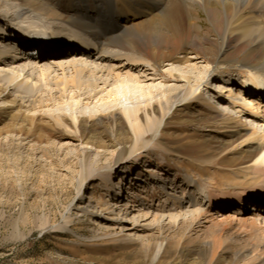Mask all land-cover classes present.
<instances>
[{
  "label": "rangeland",
  "instance_id": "374dc122",
  "mask_svg": "<svg viewBox=\"0 0 264 264\" xmlns=\"http://www.w3.org/2000/svg\"><path fill=\"white\" fill-rule=\"evenodd\" d=\"M43 2L51 9L49 14L57 11L52 3ZM193 5L196 22L191 36L173 39L145 32L124 41L126 51L155 65L156 79L145 83L149 92L132 82L100 91L93 88L98 78L90 73L83 74L84 85L77 87L72 85L71 67L66 68L67 86L54 81L55 74L21 87H7L0 80V264H264V234L251 222L260 217L261 210L252 202L247 203L250 211L243 217L249 222L236 219L222 224L238 206L223 202L222 209L214 208L220 212L213 215L205 207L204 217L194 224L170 231L139 228L132 232H120L122 223L98 205L113 209L132 184L136 194L122 201L123 206L137 196L135 204L170 207L168 191L181 197L191 191L195 206L190 209H197L200 189L220 192L247 185L245 177L232 171L237 168L232 158L239 156L242 147L238 145L241 139L229 146V140L236 138L229 129L254 125L250 118L235 114L228 101L217 103L225 87L218 81L222 74L206 72L222 45L226 10L224 5ZM183 47L193 52L189 56L200 53L196 68L194 62L172 61L181 56ZM225 51V67L242 60L259 61L256 49L238 45L235 38ZM48 58L68 64L66 50ZM0 67L3 73L5 66ZM172 72L182 78L173 77ZM216 75L217 80L213 79ZM198 83L202 97L184 100V91ZM176 86L183 93L169 104L164 123L158 126L155 118L163 117L164 100L173 96ZM225 91L222 97L227 96ZM133 102L143 108L141 124L154 122L150 127L155 130L145 134L139 151L132 154L137 135L119 107ZM220 110L235 117L230 127ZM255 127L262 132L260 125ZM110 168L117 177L115 183L122 180V193L112 180L106 186L100 177ZM152 173L168 179L170 189L163 190ZM186 175L195 183L186 185ZM67 220H71L70 227L61 228Z\"/></svg>",
  "mask_w": 264,
  "mask_h": 264
},
{
  "label": "bare ground",
  "instance_id": "6f19581e",
  "mask_svg": "<svg viewBox=\"0 0 264 264\" xmlns=\"http://www.w3.org/2000/svg\"><path fill=\"white\" fill-rule=\"evenodd\" d=\"M45 1L47 4L52 3L51 5L55 6L57 11L52 10L53 12L49 14L51 9L44 6L46 4L43 0H35L34 2L31 0H4L0 3V21L3 23L0 24V65L5 66L4 72H0V80L4 84H8L7 87H12L11 85L26 86L30 81L32 83V81L44 79L46 76L49 78L54 74V81L56 80L58 83L63 81L62 83L67 86L70 82H67L69 80L66 68L71 67L74 76L72 81L74 84L72 85L77 87L84 85L83 74L90 73L98 78L94 82L93 88H98L100 91L107 89L113 84L123 85L132 82L137 86H141L142 90L149 92L151 88L146 86L145 83L156 79L158 73L155 65L143 56L126 51L124 41L130 39L132 35L145 34V32L155 35L164 34L166 37H173V39L189 37L193 31L191 28L196 22L191 10V7L194 6L193 3L201 2L205 7H210L213 4L224 5L226 22L222 29V45L216 52L218 61L214 59L211 63L212 68L209 66L210 68L208 67L206 72H209L210 75L215 73L214 71H218V76L222 74L218 81H223L225 87L220 90L217 103L228 101L235 114L250 118L252 125H254L252 128L250 125L249 128L247 124H240V129L238 130L229 129V132L236 137L233 140H229V146L241 139L238 145L242 147L239 156L232 158L236 162L234 167H237L232 168V171L245 177L244 180H246L247 185L242 186L238 190L229 188V191L222 190L220 192L211 189H200L197 195V198H199L197 200L198 207L197 209H190L195 206V196L191 191L187 197L169 193L168 190L170 188L168 185L170 181L161 177V175H156L157 173H152V176H155L157 181H160V187L168 191L167 193L171 197L168 200L172 201L170 207H166L164 204L152 206L146 202L135 204L134 201H138L136 199L137 196L134 197L135 200H131L129 206L120 204L121 196H119L120 199L118 198L114 202L113 209L98 205L102 211L106 213L107 211L112 212V220L118 219L122 223L120 232L139 231V228L146 231H156L157 229L158 231L164 229L170 231L171 228L180 227L188 222L194 224L195 221L200 220L205 213V207L206 209L210 208V215H213L212 212H220L215 210L218 207L222 209L224 203L229 205L236 203L238 206L234 210V213L236 210L237 213H230L228 217L224 218L225 221H221L222 224L224 222L233 223L236 219L241 222H249L251 219L243 218L250 211V209L247 210V200L255 204L264 205V96L250 89L246 93L236 76L241 74L240 76L243 79L240 83H243L246 77L242 73L249 67L264 75V0ZM21 15L23 17L19 18ZM148 17H153L154 19L147 20L146 18ZM6 25L9 27L7 28L8 30H5ZM12 28L19 30L20 36L29 34L34 36L44 32L52 42L38 43L39 40L18 41V37L14 36V32H12L15 30ZM80 31L84 32L82 36L78 35ZM232 38H235L240 46L256 49L259 52V61L249 63L242 60L239 61L237 66L231 64L225 67V49ZM35 45L37 48H41L39 54L33 52V46ZM208 49L210 50V48ZM65 50L68 64H65L64 61L56 62L54 58L53 60L48 58ZM180 53L181 56L172 59L173 62L179 61L185 64L194 62L193 67H197L196 61L200 53L189 56L193 52H189L188 48L184 47ZM171 75L177 79L182 78L173 72ZM213 77V79L217 80V75ZM224 77L227 79L223 80L222 78ZM184 79L189 81L190 77L185 76ZM207 83L209 82L205 81V84ZM201 85V83H198V87H189L188 90L184 91V100L188 99L193 102L198 97H202ZM223 88H226V97L220 95ZM64 89L66 90V88ZM172 91L171 95L173 96H168L164 100L166 103L163 106V117L161 119L159 117L155 118V121L159 122L158 126L164 123V116L169 104L177 100L183 93V89L177 86L172 88ZM110 97H113V92ZM211 107L217 111L216 106L211 105ZM119 108H121L125 118L137 135V141L131 151L133 154L139 151V142L145 134L155 130L150 127V124L153 126L154 122L142 125L143 108L140 105H134V102L132 105H124ZM145 110L147 109L145 108ZM221 111L222 115L227 116L226 119H229L230 127L235 117L232 116L233 114L227 115L226 110ZM236 119L237 122H242L241 118ZM256 124L263 128V130L261 129L262 132L258 131V126L255 127ZM110 169L100 174V177L104 179L106 186H109V181L112 180L120 191L119 193H122V180L115 183L117 177L112 172L113 169ZM123 169L121 170L122 172L127 171ZM92 172L93 170L90 174H94ZM184 182L186 185L195 183L194 179L189 175L185 176ZM171 185L175 186V182L173 181ZM131 189L135 188L130 187L129 190ZM183 189L186 190L187 187H183ZM215 207L216 209L214 210ZM263 218L264 206L260 212V217L251 220L257 232L262 234H264V222H262V227H260V224ZM70 223L71 220H67L66 225L60 227L69 228ZM114 235L117 236L119 233L115 232ZM117 243L115 242L114 244ZM161 249L162 245L159 244L158 253Z\"/></svg>",
  "mask_w": 264,
  "mask_h": 264
}]
</instances>
